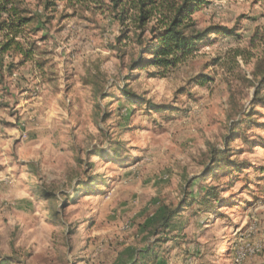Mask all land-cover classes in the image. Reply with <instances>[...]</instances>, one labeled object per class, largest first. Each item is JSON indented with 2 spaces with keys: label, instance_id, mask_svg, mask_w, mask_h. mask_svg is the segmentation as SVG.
<instances>
[{
  "label": "rangeland",
  "instance_id": "obj_1",
  "mask_svg": "<svg viewBox=\"0 0 264 264\" xmlns=\"http://www.w3.org/2000/svg\"><path fill=\"white\" fill-rule=\"evenodd\" d=\"M12 1L44 26L21 40L47 73L0 66V261L142 264L154 248L148 264H264V0L196 11L235 35L166 78L130 69L131 27L108 0ZM210 187L219 205L184 206ZM166 208L176 227L155 233Z\"/></svg>",
  "mask_w": 264,
  "mask_h": 264
},
{
  "label": "trees",
  "instance_id": "obj_2",
  "mask_svg": "<svg viewBox=\"0 0 264 264\" xmlns=\"http://www.w3.org/2000/svg\"><path fill=\"white\" fill-rule=\"evenodd\" d=\"M58 1L81 5L104 3V0H45V8L56 6ZM108 1L112 9L117 11V19L120 23L131 27L129 31L132 36L125 39L130 44L136 45L138 49L130 65L132 71H144L153 68L157 75L166 78L180 65L193 58L210 35L222 37L235 35L234 30L219 25H213L205 29L198 27L193 15L196 11L209 5L210 0ZM29 13V10L21 8L18 3L12 0H4L0 3V66H7L9 73L14 69L16 70L17 67L37 62L35 56L38 46L21 40L26 28L37 23L36 17L28 16ZM39 23H37L39 27L34 28V32L44 29V26H40ZM7 57H12L11 62L5 63ZM37 68L41 71V75L47 73L46 62L38 61ZM258 70L256 76L259 74L262 76L259 85H257V93L264 87V67L260 68L259 66ZM123 93H125L127 99L130 97L126 90H123ZM218 164V174L225 173L226 168L224 165L226 163L221 162ZM241 169L234 167L233 171H242ZM260 170L264 174V168ZM262 181H264V178H262ZM257 185L261 188V202L264 204V182ZM216 198L217 191L214 187H210L205 189V194L199 199L194 198L191 203L186 202L184 206L189 207L191 204H199L208 211L220 204V201ZM173 218L174 212L166 208L163 214L154 220L155 233L165 234L172 228L174 229L176 225L172 222ZM155 255L154 248L147 251L146 255L143 256L145 260L142 261V264H148L150 258ZM9 261L2 260L0 264H8Z\"/></svg>",
  "mask_w": 264,
  "mask_h": 264
},
{
  "label": "built area",
  "instance_id": "obj_3",
  "mask_svg": "<svg viewBox=\"0 0 264 264\" xmlns=\"http://www.w3.org/2000/svg\"><path fill=\"white\" fill-rule=\"evenodd\" d=\"M243 258H244V254H240V255L237 257L236 263H240V262H242Z\"/></svg>",
  "mask_w": 264,
  "mask_h": 264
}]
</instances>
